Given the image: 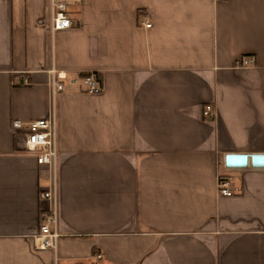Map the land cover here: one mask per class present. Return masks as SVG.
I'll return each mask as SVG.
<instances>
[{
	"label": "crops",
	"instance_id": "1",
	"mask_svg": "<svg viewBox=\"0 0 264 264\" xmlns=\"http://www.w3.org/2000/svg\"><path fill=\"white\" fill-rule=\"evenodd\" d=\"M69 14L53 33L50 0H0V264H264V170L224 162L264 154V0H75ZM51 118L56 250L40 241L52 171L13 128ZM221 177L239 191L220 195Z\"/></svg>",
	"mask_w": 264,
	"mask_h": 264
},
{
	"label": "built area",
	"instance_id": "2",
	"mask_svg": "<svg viewBox=\"0 0 264 264\" xmlns=\"http://www.w3.org/2000/svg\"><path fill=\"white\" fill-rule=\"evenodd\" d=\"M75 0H50L51 28L53 33L74 28L76 25L69 14V6ZM150 28L151 25H145ZM255 58L245 57L238 65L240 68L248 69L255 65ZM65 78L58 77L52 83L53 95L65 91L64 85L60 82ZM27 85V79L23 80ZM84 85L89 93H100L103 90L101 82L96 74H89L84 79ZM212 107L206 106L203 111V118L206 121L213 120ZM16 131L26 135V151L36 155L37 163L40 166H47L52 171V186L49 190L40 194V200L48 203V208L41 214L40 241L43 249L56 250L60 238L58 231L59 200L57 187V165H58V139L55 118L32 121L28 123L17 121L13 124ZM219 194L230 197L235 195L239 188L235 185L233 178L221 177L218 184ZM98 259L100 255L96 256Z\"/></svg>",
	"mask_w": 264,
	"mask_h": 264
},
{
	"label": "water",
	"instance_id": "3",
	"mask_svg": "<svg viewBox=\"0 0 264 264\" xmlns=\"http://www.w3.org/2000/svg\"><path fill=\"white\" fill-rule=\"evenodd\" d=\"M224 162L229 170H264V154H228Z\"/></svg>",
	"mask_w": 264,
	"mask_h": 264
},
{
	"label": "trees",
	"instance_id": "4",
	"mask_svg": "<svg viewBox=\"0 0 264 264\" xmlns=\"http://www.w3.org/2000/svg\"><path fill=\"white\" fill-rule=\"evenodd\" d=\"M98 80L100 81V77L97 75Z\"/></svg>",
	"mask_w": 264,
	"mask_h": 264
}]
</instances>
